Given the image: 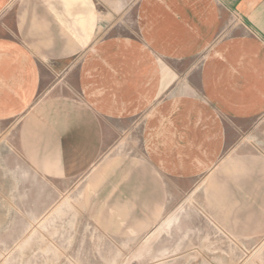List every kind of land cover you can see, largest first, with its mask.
<instances>
[{"label":"crops","instance_id":"crops-1","mask_svg":"<svg viewBox=\"0 0 264 264\" xmlns=\"http://www.w3.org/2000/svg\"><path fill=\"white\" fill-rule=\"evenodd\" d=\"M126 1L0 0L13 22L0 24V130L11 122L35 171L79 174L120 116L123 147L141 134L137 171L191 180L264 114V0H137L138 43L111 33L91 44Z\"/></svg>","mask_w":264,"mask_h":264},{"label":"rangeland","instance_id":"rangeland-1","mask_svg":"<svg viewBox=\"0 0 264 264\" xmlns=\"http://www.w3.org/2000/svg\"><path fill=\"white\" fill-rule=\"evenodd\" d=\"M136 6L115 3L91 44L111 33L138 43ZM10 123L0 130V264H264V114L232 132L207 169L175 182L137 171L141 134L126 133L123 147L120 116L105 123L97 161L65 177L25 162Z\"/></svg>","mask_w":264,"mask_h":264}]
</instances>
